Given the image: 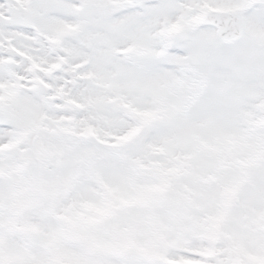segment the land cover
<instances>
[{
    "label": "snow or ice",
    "instance_id": "6c2138e0",
    "mask_svg": "<svg viewBox=\"0 0 264 264\" xmlns=\"http://www.w3.org/2000/svg\"><path fill=\"white\" fill-rule=\"evenodd\" d=\"M0 264H264V0H0Z\"/></svg>",
    "mask_w": 264,
    "mask_h": 264
}]
</instances>
